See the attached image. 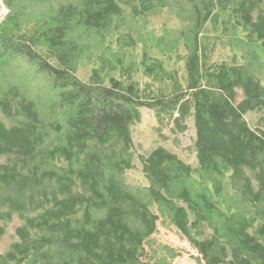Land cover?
Segmentation results:
<instances>
[{"label":"trees","instance_id":"1","mask_svg":"<svg viewBox=\"0 0 264 264\" xmlns=\"http://www.w3.org/2000/svg\"><path fill=\"white\" fill-rule=\"evenodd\" d=\"M3 1L0 264H172L145 207L198 264H264V0ZM143 106L193 118L195 164L138 151Z\"/></svg>","mask_w":264,"mask_h":264},{"label":"rangeland","instance_id":"2","mask_svg":"<svg viewBox=\"0 0 264 264\" xmlns=\"http://www.w3.org/2000/svg\"><path fill=\"white\" fill-rule=\"evenodd\" d=\"M9 13L10 9L6 3L0 0V22L4 21ZM141 112L142 120L131 126L133 139L138 151L150 153L154 148L164 146L180 154L189 163L195 164L197 162L194 149L197 135L193 118L187 121L188 128L185 133L173 135L170 134L169 130H165L163 135L168 136V138H165L157 130L158 121L155 110L143 106L141 107ZM247 118L252 120L254 113L249 112ZM136 165L138 166L137 168L135 167L127 171L129 180L140 184H147L148 180L140 170L137 162ZM144 217L146 227L144 233L139 236L140 241L145 242L146 234L150 233L161 245H167L177 250L178 253L172 257V264H198V251L182 236L176 227L163 226L160 214L149 207L144 208ZM14 226L11 227L12 232ZM9 239L7 237L4 241L0 242V251L5 249Z\"/></svg>","mask_w":264,"mask_h":264},{"label":"bare ground","instance_id":"3","mask_svg":"<svg viewBox=\"0 0 264 264\" xmlns=\"http://www.w3.org/2000/svg\"><path fill=\"white\" fill-rule=\"evenodd\" d=\"M4 12V11H3ZM263 45V44H262ZM261 47H263V46H261ZM167 49V48H166ZM165 49V50H166ZM264 50V49H263ZM167 54V53H166ZM164 57V56H163ZM4 65V64H3ZM7 66V65H6ZM6 69V68H5ZM9 69V68H8ZM2 71V70H1ZM54 88V87H53ZM50 89H52L51 87H50ZM55 91L57 90V89H54ZM60 90V89H59ZM52 92V91H51ZM44 93V92H43ZM57 93V92H56ZM56 95V94H55ZM40 98H42V97H40ZM58 98H60V97H58ZM43 99V98H42ZM53 99V98H52ZM55 99V98H54ZM60 101V100H59ZM53 102V101H52ZM57 103H59L58 101H56ZM55 105V104H54ZM58 105V104H57ZM65 118V117H64ZM60 119H61V117H60ZM65 120V119H64ZM73 131V130H72ZM70 135V134H69Z\"/></svg>","mask_w":264,"mask_h":264}]
</instances>
